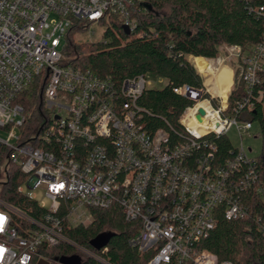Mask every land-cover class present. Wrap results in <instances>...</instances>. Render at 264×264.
<instances>
[{"label": "built area", "instance_id": "obj_1", "mask_svg": "<svg viewBox=\"0 0 264 264\" xmlns=\"http://www.w3.org/2000/svg\"><path fill=\"white\" fill-rule=\"evenodd\" d=\"M139 1L0 0L1 180L18 169L23 199L7 202L0 182V264H54L45 249L61 242L93 255L67 238L65 227L87 225L91 208L115 204L127 220L139 221L130 244L155 252L147 264H234L198 248L220 217L250 218L264 235V160L249 157L242 141L253 136L243 113L264 105V36L246 48L220 45L227 56L217 61L189 55L203 81L172 86L192 102L180 128L150 130L144 123L150 111L138 103L152 88L148 74L114 81L75 66L65 53L71 29L102 24L107 13L120 14L134 31ZM257 11L264 14V4ZM197 58L206 61L203 70ZM227 60L244 91L233 103L234 83L226 96L205 83ZM36 84L44 112L38 121L23 100ZM232 128L240 146L230 140ZM219 137H228L227 152Z\"/></svg>", "mask_w": 264, "mask_h": 264}, {"label": "trees", "instance_id": "obj_2", "mask_svg": "<svg viewBox=\"0 0 264 264\" xmlns=\"http://www.w3.org/2000/svg\"><path fill=\"white\" fill-rule=\"evenodd\" d=\"M139 11L134 12L137 28L126 32L123 18L118 13H107L103 39L77 42L74 29L67 34L66 54L75 66L90 69L103 78L121 81L138 74H153L166 78L163 88H148L138 99L150 114L144 118L150 130L180 128L181 113L192 102L177 94L172 86L202 85V77L188 59L189 55L216 57L222 44L246 48L260 42L264 36V14L257 11L264 0H141ZM147 5L151 7L148 8ZM87 27H85L86 29ZM264 80V75H263ZM40 85H33L23 100L31 117L38 121L42 111ZM264 89V81L261 85ZM243 85L235 73L230 102L243 95ZM244 119L258 122L263 138L264 160V105L243 113ZM219 148L227 152L228 137L217 138ZM5 161L0 157L1 194L10 203L22 204L16 193L22 175L16 168H9L6 181L1 180ZM264 164V162H263ZM92 220L87 225L66 226L64 234L73 243L93 255H80L78 249L61 242L45 249L49 259H77L76 264H147L154 251L140 252L130 244V238L138 231V220H127L117 204L109 208H91ZM108 233V244L97 249L92 241L100 234ZM199 249L214 253L220 261L234 264H264V235L250 218L227 220L220 217L208 237L198 243ZM187 264H193L188 262Z\"/></svg>", "mask_w": 264, "mask_h": 264}, {"label": "rangeland", "instance_id": "obj_3", "mask_svg": "<svg viewBox=\"0 0 264 264\" xmlns=\"http://www.w3.org/2000/svg\"><path fill=\"white\" fill-rule=\"evenodd\" d=\"M104 30H105V26L103 24L89 23V25H88V27L86 29L73 31L72 37L77 42L97 41V40L103 39ZM65 53H66V51H65ZM218 55L221 58H226L227 53L225 51L220 50ZM215 59L217 61V57ZM194 61H195L194 57H192L191 58L192 64L195 63ZM226 64L228 65V67H227V65L226 66H221V68L218 70V72L212 74V78H211L212 79V83H208V82L206 83L207 78H206V81H205V83L207 85H211V90L214 91V94H216V95H220V94H217L216 92L218 90H221L220 86H219V82H218V80L216 78V76H217L216 74L220 73L223 70L230 71L231 74H233L232 73L233 71H232L231 68L234 67V62L227 60ZM205 65H206V63H204V62L201 63V64H198L199 68L202 69V70L204 69ZM147 79L150 81V84L152 85V87H156V88H163L168 83V80L166 78L159 77V76H156V75H153V74H148L147 75ZM231 83H232V78H231ZM231 83L229 84V86L231 85ZM229 86L226 88V90H225L226 92H225V94L223 96L227 95V92L229 91V89L231 87V86L230 87ZM260 131L261 130H260L258 122H253V128L251 130V133H252L253 136L252 137H248L247 134H244V136H243V140L242 141L244 143V146L246 148H248L249 146L251 147L250 151L247 150V154H248L249 157H255V156L259 155L262 152L263 138H262V135H261ZM229 137H230V140L232 141L233 145L240 146L241 139H240L239 135L236 133L235 128H232L230 130ZM51 260H53V259H51ZM49 262L50 261H48L46 259H40L38 261V264H48ZM53 262H54V264H60L58 262H55L54 260H53Z\"/></svg>", "mask_w": 264, "mask_h": 264}, {"label": "bare ground", "instance_id": "obj_4", "mask_svg": "<svg viewBox=\"0 0 264 264\" xmlns=\"http://www.w3.org/2000/svg\"><path fill=\"white\" fill-rule=\"evenodd\" d=\"M197 60V63L198 64H201V63H205L206 61H204L203 59H201V58H197L196 59ZM224 66H226V65H224ZM202 70V69H201ZM217 76H216V78H217V80H218V82H219V86H220V89L221 90H218L216 93L217 94H220V95H224L225 94V90H226V88L229 86V84L231 83V78H232V74H231V72L230 71H227V70H223V71H221L220 73H218V74H216ZM212 75H210V76H208L207 77V81H206V83L208 82V83H212ZM231 85H232V83H231ZM230 85V86H231ZM229 86V87H230ZM229 89V88H228ZM214 92V91H213Z\"/></svg>", "mask_w": 264, "mask_h": 264}, {"label": "water", "instance_id": "obj_5", "mask_svg": "<svg viewBox=\"0 0 264 264\" xmlns=\"http://www.w3.org/2000/svg\"><path fill=\"white\" fill-rule=\"evenodd\" d=\"M146 6L148 8H150V5ZM125 30L127 33L130 32L129 28L127 26H125ZM200 113H203V110H200ZM110 238V234L108 233H103L100 234L99 236H97L93 241L92 244L97 248V249H101L102 247L106 246L108 244ZM57 262H59L60 264H76V262H78L77 259H72V258H61L59 261L56 260Z\"/></svg>", "mask_w": 264, "mask_h": 264}, {"label": "crops", "instance_id": "obj_6", "mask_svg": "<svg viewBox=\"0 0 264 264\" xmlns=\"http://www.w3.org/2000/svg\"><path fill=\"white\" fill-rule=\"evenodd\" d=\"M189 57V56H188ZM189 60H190V57H189ZM224 66V65H223ZM228 67V66H227ZM233 71V70H232ZM233 74H232V85H233V83H234V78H235V74H234V71L232 72Z\"/></svg>", "mask_w": 264, "mask_h": 264}]
</instances>
